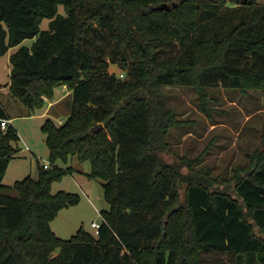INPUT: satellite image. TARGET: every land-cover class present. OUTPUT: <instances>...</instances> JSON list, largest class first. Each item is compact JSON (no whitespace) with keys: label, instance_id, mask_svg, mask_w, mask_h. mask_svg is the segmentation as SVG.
Masks as SVG:
<instances>
[{"label":"trees","instance_id":"obj_1","mask_svg":"<svg viewBox=\"0 0 264 264\" xmlns=\"http://www.w3.org/2000/svg\"><path fill=\"white\" fill-rule=\"evenodd\" d=\"M12 46L11 95L35 110L66 84L72 108L40 125L52 165L6 185L20 135L4 122L11 115L0 94V264H220V253L231 264H264V148L225 188H211L216 178L193 169L195 160L185 172L160 156L179 122L162 85L202 96L219 83L264 92V2L0 0V54ZM97 122L104 127L91 132ZM74 157L104 180L110 207L98 233L80 226L63 238L51 221L81 195L53 192L52 183L82 171L61 164Z\"/></svg>","mask_w":264,"mask_h":264},{"label":"rangeland","instance_id":"obj_2","mask_svg":"<svg viewBox=\"0 0 264 264\" xmlns=\"http://www.w3.org/2000/svg\"><path fill=\"white\" fill-rule=\"evenodd\" d=\"M58 11L66 13L62 4ZM49 21L50 18L45 17L41 27L47 28ZM32 42V38H26L21 44ZM17 47L12 46L7 53L0 54V94L11 116H14L10 120L21 136L17 144L18 156L11 159L3 178L6 185H11L15 180L29 174L37 177L38 163L42 165L49 161V148L40 128L41 123L46 117L60 123L70 114L72 108V95L67 85L56 87L54 97L61 99L54 101L48 108L49 100L54 97L45 96L46 104L35 110H30L25 104H22L23 108L19 107L21 109L14 107L19 100L11 95L9 89L12 67L10 54ZM110 70L118 76L123 72L122 77H126L125 70L114 64L110 65ZM206 89L207 95L202 96L189 85H162V101L174 112L179 122L170 127L167 134L168 145L160 151V156L165 161L177 163L185 172L190 169L187 161L195 160L196 162L190 163L193 169L216 178L217 181L211 188H225L226 179L234 174L236 168H244L250 163L253 151L264 148V92L252 87L245 90L221 83L210 85ZM61 164L74 165L82 171L67 173L62 179L55 180L52 191H75L80 193L81 199L76 204L63 207L52 219V228L63 238H69L80 226L94 232L91 222L101 221V211L110 207L104 194V180L87 174L91 169L89 161L82 162L74 157L68 163ZM229 188L230 193L235 195L234 186ZM4 190L17 194L15 189ZM184 193L183 187L182 197ZM256 229L258 230L257 227ZM215 257L224 259L220 264H231L225 253L216 254Z\"/></svg>","mask_w":264,"mask_h":264},{"label":"built area","instance_id":"obj_3","mask_svg":"<svg viewBox=\"0 0 264 264\" xmlns=\"http://www.w3.org/2000/svg\"><path fill=\"white\" fill-rule=\"evenodd\" d=\"M120 74H121V76L124 75L123 72H121ZM46 98H47V97H46ZM9 121H11V120L8 119V118H5V119H4V122H5V123H8ZM27 147H28V146H27ZM43 165H44L45 167H50V166L52 165V163H51L50 160H49L48 162H45ZM91 224H92V226L95 228V233H98V232H99V228H100V226H101V221L93 220V221L91 222Z\"/></svg>","mask_w":264,"mask_h":264},{"label":"crops","instance_id":"obj_4","mask_svg":"<svg viewBox=\"0 0 264 264\" xmlns=\"http://www.w3.org/2000/svg\"><path fill=\"white\" fill-rule=\"evenodd\" d=\"M64 85H66V84H62V86H64ZM56 89V88H55ZM69 92L71 93V90L69 89ZM61 99V97L60 98H55L54 97V99L52 100V99H50L49 100V106H47V108L48 107H50V105H53L55 102H57L58 100H60ZM55 101V102H54ZM16 104V105H15ZM14 105V107H16V108H19V107H21V108H23V106L24 105H22V103H20V101L19 102H17V103H15ZM10 106H13V105H10ZM21 108H19V109H21ZM25 108V107H24ZM8 112H9V110H8ZM9 114H10V112H9ZM11 115V114H10ZM29 115H31V114H29ZM13 117L14 116H11V118L10 119H13ZM12 121V120H11ZM18 131V130H17ZM20 133V132H19ZM20 138H21V136H20Z\"/></svg>","mask_w":264,"mask_h":264},{"label":"water","instance_id":"obj_5","mask_svg":"<svg viewBox=\"0 0 264 264\" xmlns=\"http://www.w3.org/2000/svg\"><path fill=\"white\" fill-rule=\"evenodd\" d=\"M160 6L163 7V8H169L170 4H168L166 2H163V3H161ZM103 127H104V123L103 122H97L91 127L90 131L91 132H95V131L99 130L100 128H103Z\"/></svg>","mask_w":264,"mask_h":264}]
</instances>
